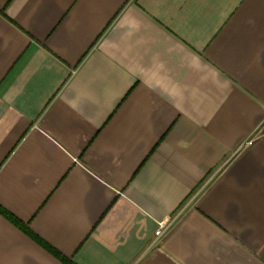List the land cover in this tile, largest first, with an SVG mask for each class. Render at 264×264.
Segmentation results:
<instances>
[{
    "label": "crops",
    "instance_id": "0c3cea01",
    "mask_svg": "<svg viewBox=\"0 0 264 264\" xmlns=\"http://www.w3.org/2000/svg\"><path fill=\"white\" fill-rule=\"evenodd\" d=\"M263 130L264 0H0V264H264Z\"/></svg>",
    "mask_w": 264,
    "mask_h": 264
},
{
    "label": "trees",
    "instance_id": "16d2710c",
    "mask_svg": "<svg viewBox=\"0 0 264 264\" xmlns=\"http://www.w3.org/2000/svg\"><path fill=\"white\" fill-rule=\"evenodd\" d=\"M15 225L23 229L30 237H32L34 240H36L38 243H40L42 246H44L48 251H50L54 256H56L58 259H60L65 264H73L70 260L62 257L58 252L53 250L51 247L46 245L43 241H41L37 236H35L31 231H29L23 224H21L19 221H17L14 217L10 215H6Z\"/></svg>",
    "mask_w": 264,
    "mask_h": 264
},
{
    "label": "built area",
    "instance_id": "2783aa9c",
    "mask_svg": "<svg viewBox=\"0 0 264 264\" xmlns=\"http://www.w3.org/2000/svg\"><path fill=\"white\" fill-rule=\"evenodd\" d=\"M258 135H259V130L252 137H250L249 139H247L245 141V143L243 144V146H246V145L251 144L254 141V139H256L258 137ZM167 228H168L167 225L160 224L159 227L156 229V231L154 233L155 237L162 236L165 233V231L167 230Z\"/></svg>",
    "mask_w": 264,
    "mask_h": 264
},
{
    "label": "rangeland",
    "instance_id": "374dc122",
    "mask_svg": "<svg viewBox=\"0 0 264 264\" xmlns=\"http://www.w3.org/2000/svg\"><path fill=\"white\" fill-rule=\"evenodd\" d=\"M263 132H264V130H263Z\"/></svg>",
    "mask_w": 264,
    "mask_h": 264
}]
</instances>
